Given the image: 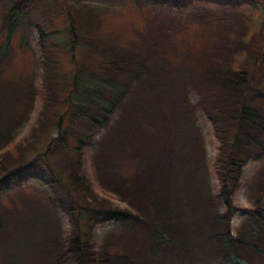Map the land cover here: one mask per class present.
I'll return each instance as SVG.
<instances>
[{
    "label": "trees",
    "instance_id": "16d2710c",
    "mask_svg": "<svg viewBox=\"0 0 264 264\" xmlns=\"http://www.w3.org/2000/svg\"><path fill=\"white\" fill-rule=\"evenodd\" d=\"M6 1L1 26L8 36L0 45V65L10 57L15 29L33 22L28 16L32 0ZM145 1L156 15L175 17L160 20L137 45L106 47L98 62L96 57L85 61L69 79L57 72L44 50L46 34L34 23L42 51L35 59L41 67L40 85L34 84L33 75L19 83L0 78V196L9 191L22 195L33 188L30 179H39L50 194L36 191L58 200L71 224L63 235L57 211L52 217V212L41 214L42 222L27 233L24 264H264V165L258 170L255 206L238 208L233 203L243 167L250 160H264V84L253 83L257 72L264 71V24L249 34L237 13H224L230 19L221 21L225 29L212 48L185 51L177 67L167 57L174 31L209 20L214 7H241L245 2ZM91 46L96 48L95 43ZM241 53L245 57L237 61L235 55ZM191 93L197 95L195 102ZM35 101L41 103L37 127L54 123L56 133L43 151L25 157L30 145L13 144L12 133ZM64 104L58 112L57 106ZM198 110L211 123L218 143L211 163L215 194ZM103 129L108 130L99 142L96 163L127 202L124 207L94 197L82 171L83 149ZM60 151V156L66 151L72 155L55 164L51 156ZM122 155L137 160L131 174L118 168L116 159ZM76 193L97 204H78ZM29 198L13 216L0 213V248L19 238L26 225L35 224L41 204L37 197ZM237 211L245 217L233 233ZM98 221L118 223L100 251L92 239Z\"/></svg>",
    "mask_w": 264,
    "mask_h": 264
},
{
    "label": "rangeland",
    "instance_id": "374dc122",
    "mask_svg": "<svg viewBox=\"0 0 264 264\" xmlns=\"http://www.w3.org/2000/svg\"><path fill=\"white\" fill-rule=\"evenodd\" d=\"M5 2L7 1L0 0V45L5 42L8 36L7 29L1 26ZM244 2L241 7L236 6L226 9L214 7V13L209 20L206 19L202 23L193 22L179 31H174V38L170 40L172 48L167 55L170 64L177 67L181 66L183 64V53L187 50L193 53L210 50L220 30L225 29L221 25V21L224 20L223 22H226L230 19L224 13H237L238 20L247 26L249 34L259 30L264 24V0H244ZM156 13L154 9L146 4L145 0H138V3L134 2V0H32L28 16L32 18L30 21L33 20V22L30 25L18 26L12 33L10 57L2 61L0 65V78L19 83L21 80H27L28 77L33 75L34 84L40 85L41 67L39 64H35V59L42 57V51L38 41L39 34L34 23L39 24L41 30L46 34L43 41L44 50H46L52 62L55 63L57 72L59 75L71 79L69 73L74 72L85 61L93 62L95 57L98 62L99 56H101L102 52L105 53L106 47L114 46L115 49L124 50L130 48L131 44L137 45L141 40L140 36L151 33L153 26L160 20L165 17H175L174 13H167L169 16L156 15ZM88 25L91 26L87 27ZM75 37L76 43H73ZM248 38L249 36L245 37V39ZM94 43L96 44L95 49L91 46ZM235 56L236 60L239 61L245 57V54L241 53ZM95 66L92 67L95 68ZM255 82L264 84V71L257 72L253 83ZM190 99L195 102L197 95L191 93ZM65 108L66 104L57 106L56 110L60 112ZM40 109L41 103L35 101L27 118L12 133L13 144L28 143L30 145L31 149L25 151V157L30 156L35 151H43L45 145L51 140L52 135L56 133L54 123L49 125L48 128L39 129L37 127ZM118 114L119 112L117 111L114 115V120L118 117ZM114 120L111 124L114 123ZM197 124L203 135L208 169H210L209 181L215 194L218 192V185L214 174L211 173V163L217 154L218 143L214 137L211 123L201 110L197 111ZM107 130H101L96 136L95 143L83 149L82 171L86 177L90 193L94 197L99 200L106 198L111 204L124 207L127 202L119 196L101 175L102 172L95 159L96 153L101 150L99 142L102 136L107 133ZM60 153L61 151L57 153V156L56 154L51 156L55 164L64 163L66 158L72 155L70 151H66L64 156H60ZM129 159L128 156L124 155L116 159L119 160L118 168L120 167L124 175L131 174L137 164V160L131 162ZM112 164L116 167L114 163ZM263 165L264 160H250L243 167L239 186L233 194V203L238 208L255 206L257 196L255 185L258 178V170ZM43 170L46 171V168ZM65 180L67 181L68 179L65 178ZM27 183H30L33 188L27 187L22 195H18L16 191H9L0 196V201L2 202L0 203L1 217L7 218L10 212H13V216L14 212H18L19 208L23 209L27 204H24L23 201L29 197H37L38 201H40V215L35 219L33 226L26 225L25 232L23 231L19 234V238L14 241L10 239L3 244L0 248V264L25 263L28 253L24 254L23 250L27 246V233L32 232V227L35 226L37 228L39 223L42 222L41 214L52 212L49 215L52 217L57 215V211L62 234H68L71 229L69 219L66 213L61 211L59 201L47 200L44 197L43 192L47 196L50 194L49 188L45 183L39 179H30ZM38 188L42 189L43 192L36 191ZM74 196L78 204L82 206H94L97 204L92 198L89 201L84 199V195L76 193ZM244 217L245 214L242 211L236 212L231 222L233 233ZM117 224L115 221H98L95 223L92 239L97 250H102L106 237Z\"/></svg>",
    "mask_w": 264,
    "mask_h": 264
}]
</instances>
